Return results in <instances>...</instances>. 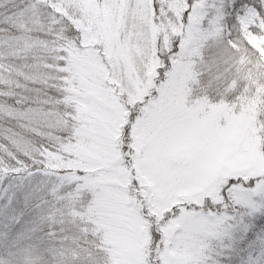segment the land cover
<instances>
[{"label":"snow or ice","instance_id":"obj_1","mask_svg":"<svg viewBox=\"0 0 264 264\" xmlns=\"http://www.w3.org/2000/svg\"><path fill=\"white\" fill-rule=\"evenodd\" d=\"M0 264H264V0H0Z\"/></svg>","mask_w":264,"mask_h":264}]
</instances>
